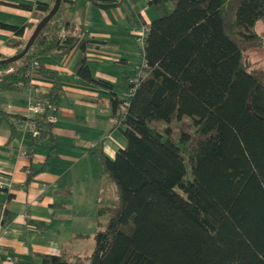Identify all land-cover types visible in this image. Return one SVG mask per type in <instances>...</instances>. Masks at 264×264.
<instances>
[{
  "label": "trees",
  "instance_id": "obj_1",
  "mask_svg": "<svg viewBox=\"0 0 264 264\" xmlns=\"http://www.w3.org/2000/svg\"><path fill=\"white\" fill-rule=\"evenodd\" d=\"M54 1L16 7L40 14V21ZM84 1L110 10L124 0ZM66 2L20 60L0 64V72L12 69L0 77V94L25 90L34 61L35 72L45 75L42 57L94 43L60 36L71 31L60 19ZM68 3L73 10L75 1ZM149 6L157 18L142 49L146 77L128 84L134 88L128 101H111L126 146L114 159L100 154L116 203L97 210L108 221L97 223L89 256H46L44 263L264 264V69L247 58L262 48L254 27L264 20V0H152ZM1 27L21 37L33 25ZM15 45L20 53L26 43ZM74 70L94 82L85 57ZM39 96L43 113L30 135L33 145L47 142L54 151L61 90L54 84ZM26 121L0 111L8 143L15 124Z\"/></svg>",
  "mask_w": 264,
  "mask_h": 264
},
{
  "label": "crops",
  "instance_id": "obj_2",
  "mask_svg": "<svg viewBox=\"0 0 264 264\" xmlns=\"http://www.w3.org/2000/svg\"><path fill=\"white\" fill-rule=\"evenodd\" d=\"M69 1L60 19L71 31L62 35H78L80 41L94 43L84 51L75 47L64 56L42 57L45 75L32 72L25 90L0 94V111L33 119L32 92L47 94L54 84L61 90L53 127L56 150L47 142L33 145L26 122L15 124L10 143L8 124L0 127V181L7 184L6 191L0 190V216L5 225L1 264H45L46 256H89L97 223H105L97 210L116 203L100 162V154L114 159L126 146L125 126L113 117L111 101L130 99L128 84L143 59L132 30L150 24L157 13L149 6L152 0H124L110 10L84 0H71L75 1L71 10ZM38 2L50 4L51 0H0V55L4 59L17 55L20 47L15 43H26L40 19V14L16 6L34 9ZM1 25L33 27L17 37ZM83 57L94 82L75 73Z\"/></svg>",
  "mask_w": 264,
  "mask_h": 264
},
{
  "label": "built area",
  "instance_id": "obj_3",
  "mask_svg": "<svg viewBox=\"0 0 264 264\" xmlns=\"http://www.w3.org/2000/svg\"><path fill=\"white\" fill-rule=\"evenodd\" d=\"M63 31L61 32V37H64V35H62ZM149 33V25L145 24V25H140L137 28H134L132 30V37L135 40L136 43H138L140 46H142V49L144 47L147 35ZM39 67V64L37 61H34L30 67V73L29 75H31L32 72H35V70H37ZM147 63L143 57L140 65L137 68V72L135 74V76L133 77V79L130 81L131 84H133L134 86H136L140 80L144 79L146 77V72H147ZM2 75V72H0V77ZM133 89H130V93H132ZM32 95H34V101L33 104L31 106V114L33 115L34 120H31V122H26L27 124V132L31 135H36V120L39 119V117L41 116V114L43 113V106H44V101L43 99L39 96V93H37L36 91L32 93ZM120 110L125 112L126 110V105L122 104L120 105ZM7 184L3 183L2 181H0V188L4 189L6 188ZM4 229H5V225H4V221H3V214L2 216H0V240L3 236L4 233ZM1 249V248H0ZM0 264H1V259H0Z\"/></svg>",
  "mask_w": 264,
  "mask_h": 264
},
{
  "label": "water",
  "instance_id": "obj_4",
  "mask_svg": "<svg viewBox=\"0 0 264 264\" xmlns=\"http://www.w3.org/2000/svg\"><path fill=\"white\" fill-rule=\"evenodd\" d=\"M61 2H62V0H55L54 1V4H53L52 8L50 9V11L35 26L32 34L29 37V39L27 40L26 45L23 48V50L15 56H12V57L7 58L5 60H1L0 64L8 65V64L17 62L27 53V51L32 46V44L34 43V41L37 38V36L39 35V33L42 31V29L52 19V17L57 13V11L61 5Z\"/></svg>",
  "mask_w": 264,
  "mask_h": 264
},
{
  "label": "rangeland",
  "instance_id": "obj_5",
  "mask_svg": "<svg viewBox=\"0 0 264 264\" xmlns=\"http://www.w3.org/2000/svg\"><path fill=\"white\" fill-rule=\"evenodd\" d=\"M254 30L263 37V44H262V48L253 49V50H250L247 52V58L252 62L259 61V60L264 58V20L257 22V24L254 27ZM133 41L138 47H140L142 49V46H140L138 43H136L134 39H133ZM259 67L264 69V60H262V62L259 64ZM11 71H12V69H9L7 71L2 72V74H6V73L11 72ZM33 92H35V91H33ZM32 98L34 101V95H32ZM34 119H27L26 122L29 123V122H31V120H34ZM173 128H174V126H172V129ZM102 219H103V221H105V223L108 221L107 217H104ZM4 231H5V229H4Z\"/></svg>",
  "mask_w": 264,
  "mask_h": 264
}]
</instances>
